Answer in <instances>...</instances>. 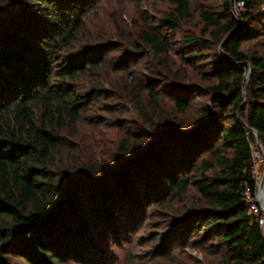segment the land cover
<instances>
[{"label": "trees", "instance_id": "obj_1", "mask_svg": "<svg viewBox=\"0 0 264 264\" xmlns=\"http://www.w3.org/2000/svg\"><path fill=\"white\" fill-rule=\"evenodd\" d=\"M97 1L0 0L3 255L26 264H93L85 245L90 247L86 233L95 216L123 214L124 205L150 203L166 209L177 201L187 210L173 218L174 235L185 240L204 230L203 240L214 235L223 244V264H264L263 212H251L246 199V191L254 199L258 191L257 142L248 126L258 131L264 149V56L243 50L245 42L264 35V12L258 11L264 0H221L223 17L201 9L204 30L213 28L210 34L221 53L214 57V67L200 74L201 80L166 73L169 69L154 71L176 90L171 112L161 107L152 79L141 88L127 74L123 88L145 119L140 128L131 129L126 115L121 126L128 140L119 133L110 135L111 140L82 134L88 130L84 118L91 110L89 96L113 86L112 74L121 67H107L104 44L87 48L81 43L87 36L85 17ZM171 1L179 16L169 14L164 22L174 26L186 16L189 3ZM16 3L21 8L13 15ZM234 4L246 10L236 17ZM149 26L139 34L141 45L156 56L168 54V45ZM186 40L199 41L191 36ZM133 54L126 57L125 69ZM189 59L196 62L199 55ZM103 70L107 77L96 78ZM193 93L198 100L191 99ZM189 114L190 120L180 117ZM143 137L150 139L140 143ZM133 148L144 153V179ZM192 186L196 199L190 198Z\"/></svg>", "mask_w": 264, "mask_h": 264}, {"label": "rangeland", "instance_id": "obj_2", "mask_svg": "<svg viewBox=\"0 0 264 264\" xmlns=\"http://www.w3.org/2000/svg\"><path fill=\"white\" fill-rule=\"evenodd\" d=\"M188 3L186 16L177 18L174 26L164 22L169 14L179 16L177 5L171 0H99L94 3V7L85 17L87 36L81 43L87 48L90 45L104 44L102 47L106 50L101 53L108 61L107 67L110 68L115 63L121 64V67L117 73L112 74L113 86L108 84L88 98L91 110L86 112L84 118L87 124L85 129L88 130L82 132L86 139L97 135L98 140H106L113 133H119L124 140H128L126 130L121 126L126 115L133 125L131 129H138L145 123V119L123 88L128 79L127 74H131L133 80L136 79L137 84L142 85L141 88H144V82L152 79L151 83L159 94L161 107L171 112L176 90L169 84V79L154 71L160 68L169 69L166 73L170 70V73H187L190 78L201 80L200 74L214 67V57L221 53V47L211 37L213 28L205 32L200 12L204 9L218 17L226 16L221 0H188ZM17 8L20 10L21 4L16 3L14 12ZM240 9L246 10L242 4H234L232 15L237 17ZM258 11L264 12V3L258 6ZM146 24L168 45V54L156 56L149 47L141 45L139 34L146 28ZM189 36L196 37L199 41L190 43L186 40ZM134 44H140V47L135 50ZM243 50L250 56H264V35L245 42ZM130 54L135 57L131 58L128 64L130 66L125 69L126 57ZM196 54L199 55L198 61L189 59ZM107 73V70H103L95 77L103 79L104 76L107 77ZM158 82L162 84L158 85ZM79 91L83 92L81 89ZM143 95L145 96L144 92ZM143 95L141 93V100ZM189 95L193 101L198 100L195 93ZM194 108L195 111L197 108ZM180 117L190 120V114ZM91 124L98 132H93ZM148 139L150 138L143 137L139 142L144 143ZM129 141L132 143V139ZM131 154L144 179L148 173V170L141 168L145 167L142 164L144 153L133 148ZM254 168L259 183L264 174V154L258 146L254 154ZM63 192V196L68 197L66 189ZM190 194V198H197L195 186L191 187ZM256 199L264 206L263 200L259 199V188ZM124 207L123 214L118 211L109 219L95 216L91 231L86 233L90 247L85 245L92 256L93 264H223L225 248L214 235L208 241L202 239L204 230L185 240L174 235L176 229L172 226L173 218L179 212L187 210L185 203L176 201L166 209L150 203L138 207ZM1 249L2 246L0 264H26L14 255L5 257ZM62 264L81 263L74 260Z\"/></svg>", "mask_w": 264, "mask_h": 264}, {"label": "water", "instance_id": "obj_3", "mask_svg": "<svg viewBox=\"0 0 264 264\" xmlns=\"http://www.w3.org/2000/svg\"><path fill=\"white\" fill-rule=\"evenodd\" d=\"M18 11H19V9L17 8V10L13 13V15L16 14ZM3 23L4 22H2L0 25H2ZM250 77H251V70H249V73L247 75V82L249 81ZM245 94H247L246 87H245ZM248 130H249V132H251L255 136L257 146L260 148V150L264 154V149H263V146H262L261 141L259 139L258 131L249 127V126H248ZM258 188H259V199L264 198V174H263L261 181L258 183Z\"/></svg>", "mask_w": 264, "mask_h": 264}, {"label": "built area", "instance_id": "obj_4", "mask_svg": "<svg viewBox=\"0 0 264 264\" xmlns=\"http://www.w3.org/2000/svg\"><path fill=\"white\" fill-rule=\"evenodd\" d=\"M246 199L250 203V210L255 214H259L261 211L263 212L262 216L259 219L260 225L264 228V206L260 200L254 199L248 191H246Z\"/></svg>", "mask_w": 264, "mask_h": 264}, {"label": "bare ground", "instance_id": "obj_5", "mask_svg": "<svg viewBox=\"0 0 264 264\" xmlns=\"http://www.w3.org/2000/svg\"><path fill=\"white\" fill-rule=\"evenodd\" d=\"M263 200V203H264V198H261Z\"/></svg>", "mask_w": 264, "mask_h": 264}]
</instances>
